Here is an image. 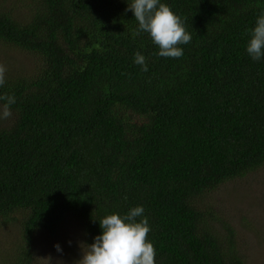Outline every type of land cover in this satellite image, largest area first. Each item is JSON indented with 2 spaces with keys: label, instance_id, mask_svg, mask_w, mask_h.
Segmentation results:
<instances>
[{
  "label": "trees",
  "instance_id": "1",
  "mask_svg": "<svg viewBox=\"0 0 264 264\" xmlns=\"http://www.w3.org/2000/svg\"><path fill=\"white\" fill-rule=\"evenodd\" d=\"M161 2L191 34L180 58L133 35L128 0H0V48L33 62L0 87V264H37L35 236L68 220L91 244L135 206L156 264H246L203 198L264 167V57L246 51L264 0Z\"/></svg>",
  "mask_w": 264,
  "mask_h": 264
},
{
  "label": "clouds",
  "instance_id": "2",
  "mask_svg": "<svg viewBox=\"0 0 264 264\" xmlns=\"http://www.w3.org/2000/svg\"><path fill=\"white\" fill-rule=\"evenodd\" d=\"M129 10L138 22L133 35L148 33L158 46L159 56L182 57L183 49L179 45L190 43L191 34L168 4L161 0H128L125 11ZM246 51L253 60L264 57V11L250 30ZM134 62L142 66L143 71H148L146 58L139 51L135 53ZM6 72V66L0 63V87L6 82ZM0 101H3L0 103V120H6L12 116L10 106L16 103V98L5 94L0 95ZM99 224L102 232L94 237V242H80L82 255L75 264H156V249L148 239L151 228L142 206L132 207L125 215L106 214L99 219ZM55 247L58 252L62 251L59 244Z\"/></svg>",
  "mask_w": 264,
  "mask_h": 264
},
{
  "label": "rangeland",
  "instance_id": "3",
  "mask_svg": "<svg viewBox=\"0 0 264 264\" xmlns=\"http://www.w3.org/2000/svg\"><path fill=\"white\" fill-rule=\"evenodd\" d=\"M0 57V63L8 69L26 72L33 65L30 57L22 54L13 56L2 48ZM3 57H11L14 63L11 64ZM204 196L203 204L214 211L215 217L227 220L226 224L236 232L238 242L248 256L246 264H264V167L226 181ZM213 220L216 229L220 230V223L215 218ZM255 224L258 228L250 230ZM59 230L48 237L39 234L35 236L37 264H75L81 258L80 242L83 240L78 236L73 222L66 221ZM4 237L6 232L1 231L0 240L4 241ZM56 244L60 245L62 251H57Z\"/></svg>",
  "mask_w": 264,
  "mask_h": 264
}]
</instances>
